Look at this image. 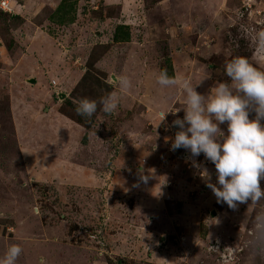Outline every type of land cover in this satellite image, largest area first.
<instances>
[{"label":"rangeland","instance_id":"374dc122","mask_svg":"<svg viewBox=\"0 0 264 264\" xmlns=\"http://www.w3.org/2000/svg\"><path fill=\"white\" fill-rule=\"evenodd\" d=\"M0 1V257L15 243L17 264H264V201L217 203L190 153L170 150L183 109L156 127L186 107L183 80L211 74L206 95L228 60L251 57L243 28L264 26V0ZM121 74L132 87L115 114H77L120 92Z\"/></svg>","mask_w":264,"mask_h":264},{"label":"clouds","instance_id":"9594fccd","mask_svg":"<svg viewBox=\"0 0 264 264\" xmlns=\"http://www.w3.org/2000/svg\"><path fill=\"white\" fill-rule=\"evenodd\" d=\"M243 34L251 45V57L235 56L228 60L224 65L227 80L217 81L206 95L196 88L205 79H211V74L195 84L190 79L183 80L186 107L160 112L156 125L165 122L169 113L176 116L183 109V118L172 121L171 126L178 130L174 133L170 150L188 151L193 166L199 169L217 203L226 204L233 210L240 204H247L251 209L264 201L261 187L264 180V124L261 123L264 120V71L256 67L264 65V26L243 28ZM156 79L162 87L177 83L168 75L167 69H161ZM115 82L120 92H110L98 101L80 99L77 114L91 119L98 108L106 115L115 114L121 93L132 87L130 77L124 74L116 77ZM252 113L254 116L250 119ZM225 124L226 133L221 128ZM201 154L215 166V183L212 182V173L196 163L195 158ZM152 170L149 173L141 167L137 173L139 182L147 185L154 178L155 170ZM253 223L255 233L264 234V211L255 216ZM22 251L19 244H11L0 257V264H17Z\"/></svg>","mask_w":264,"mask_h":264},{"label":"water","instance_id":"95a60500","mask_svg":"<svg viewBox=\"0 0 264 264\" xmlns=\"http://www.w3.org/2000/svg\"><path fill=\"white\" fill-rule=\"evenodd\" d=\"M111 79H112L113 82H115V77L114 76H111ZM27 81H28L27 82L28 84H34V82H35V80L33 78H30ZM56 94H57V97H58L59 100H62V99H64L66 97V95L64 93H62V92H57Z\"/></svg>","mask_w":264,"mask_h":264},{"label":"crops","instance_id":"0c3cea01","mask_svg":"<svg viewBox=\"0 0 264 264\" xmlns=\"http://www.w3.org/2000/svg\"><path fill=\"white\" fill-rule=\"evenodd\" d=\"M38 3H45V1H50V0H37ZM24 4L22 5L23 8H27L29 6L27 1L23 2ZM19 4V3H18Z\"/></svg>","mask_w":264,"mask_h":264},{"label":"trees","instance_id":"16d2710c","mask_svg":"<svg viewBox=\"0 0 264 264\" xmlns=\"http://www.w3.org/2000/svg\"><path fill=\"white\" fill-rule=\"evenodd\" d=\"M59 11H61V6H59L58 8H57V10H56V12H59ZM62 12H63V14H66L67 13V10L65 11V10H62ZM9 18H11V19H17V17H15V16H12V15H10V16H8Z\"/></svg>","mask_w":264,"mask_h":264},{"label":"built area","instance_id":"2783aa9c","mask_svg":"<svg viewBox=\"0 0 264 264\" xmlns=\"http://www.w3.org/2000/svg\"><path fill=\"white\" fill-rule=\"evenodd\" d=\"M6 5V1H0V9H4L3 6Z\"/></svg>","mask_w":264,"mask_h":264}]
</instances>
